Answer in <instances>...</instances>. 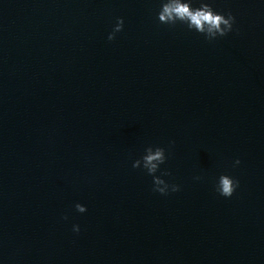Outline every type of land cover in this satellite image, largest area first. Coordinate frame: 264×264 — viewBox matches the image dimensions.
<instances>
[{
  "label": "water",
  "instance_id": "1",
  "mask_svg": "<svg viewBox=\"0 0 264 264\" xmlns=\"http://www.w3.org/2000/svg\"><path fill=\"white\" fill-rule=\"evenodd\" d=\"M205 2L226 36L161 0H0V264H264V0ZM149 145L178 191L132 167Z\"/></svg>",
  "mask_w": 264,
  "mask_h": 264
},
{
  "label": "clouds",
  "instance_id": "2",
  "mask_svg": "<svg viewBox=\"0 0 264 264\" xmlns=\"http://www.w3.org/2000/svg\"><path fill=\"white\" fill-rule=\"evenodd\" d=\"M158 19L163 24L175 25L177 22L187 25L190 30H195L204 35L205 39L212 41L217 37L226 36L233 30L235 17L229 11L227 15L217 12L210 3L201 0L198 7H192L191 0H161V7L158 11ZM124 25L123 17H117L113 30L108 34V40L116 38V33L122 31ZM167 159L165 148L149 145L144 149V154L134 160L133 168H143L147 174L153 177V190L161 194H167L169 187L172 191H178L179 185H169L162 176L155 175L160 165ZM237 159L234 164H239ZM167 171L162 175H169ZM200 179V177H196ZM239 186V181L228 174H221L216 182V191L224 197H231ZM75 208L83 213L86 206L80 203ZM67 219V217H65ZM79 225H73V231L79 232Z\"/></svg>",
  "mask_w": 264,
  "mask_h": 264
}]
</instances>
